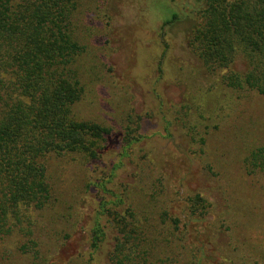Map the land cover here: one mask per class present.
I'll return each instance as SVG.
<instances>
[{
  "label": "rangeland",
  "instance_id": "obj_1",
  "mask_svg": "<svg viewBox=\"0 0 264 264\" xmlns=\"http://www.w3.org/2000/svg\"><path fill=\"white\" fill-rule=\"evenodd\" d=\"M196 4L80 0L78 31L90 43L85 60L98 64L80 110L114 131L98 161L55 167L53 202L28 213L36 237L18 232L0 241V264H114L111 239L94 251L90 230L98 203L115 195L124 201L112 207L129 219L134 212L149 239L174 230L180 249L173 244L166 254H179L181 264H198L202 243L210 263L264 264V174L242 167L248 150L264 145V96L236 92L225 85L224 70L203 67L188 51L184 20L162 30L171 7L189 18ZM198 113L206 115L196 129L209 131L205 146L186 135ZM128 126L137 140L125 150ZM197 193L207 200L204 215L190 208ZM172 217L181 219L180 230Z\"/></svg>",
  "mask_w": 264,
  "mask_h": 264
},
{
  "label": "trees",
  "instance_id": "obj_2",
  "mask_svg": "<svg viewBox=\"0 0 264 264\" xmlns=\"http://www.w3.org/2000/svg\"><path fill=\"white\" fill-rule=\"evenodd\" d=\"M79 6L80 0H0V241L18 232L36 237L37 224L28 213L53 202L55 167L98 161L114 131L80 110L85 81L94 83L98 64L85 60L90 43L78 31ZM171 8L162 30L184 20L188 51L203 67L224 70L225 85L236 92L264 96V0H197L189 18ZM192 115L186 135L191 141L200 137L205 146L209 131L196 129L206 115ZM134 131L127 127L123 149L137 140ZM242 163L248 174H264V145L252 146ZM115 197L98 203L102 211L92 222V249L98 251L111 239L108 254L114 264H181L179 254H166L173 244L180 249L170 237L174 230L149 239L134 212L129 219L127 212L112 207L124 201ZM190 197L192 213L204 215L206 198L200 193ZM105 213L107 221L100 217ZM170 219L180 230L181 219ZM237 227L234 223L233 232ZM33 239L30 243L38 245ZM208 254L202 243L196 248L197 263L213 264Z\"/></svg>",
  "mask_w": 264,
  "mask_h": 264
}]
</instances>
